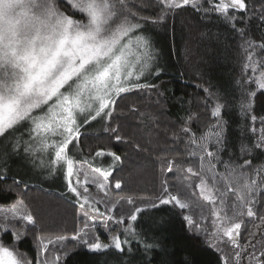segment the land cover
<instances>
[{
    "label": "snow or ice",
    "instance_id": "1",
    "mask_svg": "<svg viewBox=\"0 0 264 264\" xmlns=\"http://www.w3.org/2000/svg\"><path fill=\"white\" fill-rule=\"evenodd\" d=\"M189 6L222 18L241 38L245 62L238 105L249 121L246 135L224 159L225 104L209 94L206 107L214 100L209 127L199 135L189 126L181 128L188 163L179 187L165 179L154 200L139 205L132 197L113 201L110 188L121 189L122 181L113 185L110 178L122 157L100 149L94 156L111 157L112 163L96 165L91 157L77 159L72 150L82 128L97 120L110 124L122 96L156 88L150 80L158 79L163 69L147 26L163 24L171 12ZM149 8L152 15H145ZM254 17L264 23V0L259 9L248 0H0V142L8 141L11 151L22 152L33 166L39 157V166L49 174L62 170L81 218L71 236H36L37 253L28 259L18 248L37 218L19 195L11 200L0 195V264H71L85 249L93 256L124 253L130 250L128 237L140 235V214L160 205L182 211L188 231L194 237L203 234L204 243L218 253L216 264H264V242L257 250L255 232L248 231L252 239L241 243L246 221L258 220L253 228L264 231L259 211L264 208V118L257 127L258 117L252 114L257 94L264 96V59L257 56V50L264 52V37L249 35L247 25ZM105 131L115 134L117 142L124 139L118 127ZM164 163L173 173L177 162ZM6 179L7 169H0V181ZM125 200L131 207L118 214ZM111 225L123 229L102 242L99 230L115 232ZM152 247L144 242L146 251Z\"/></svg>",
    "mask_w": 264,
    "mask_h": 264
},
{
    "label": "trees",
    "instance_id": "2",
    "mask_svg": "<svg viewBox=\"0 0 264 264\" xmlns=\"http://www.w3.org/2000/svg\"><path fill=\"white\" fill-rule=\"evenodd\" d=\"M139 3V0H136ZM250 6L260 7V0H248ZM149 8L145 15H152ZM250 15L251 10H250ZM152 40L158 48V64L163 69L160 77H152L150 82L156 88L149 91L125 94L117 101L116 111L109 123L101 120L99 124H90L82 128V135L75 151L77 159L93 158L96 165L108 166L111 157L96 158L95 152L103 149L113 151L122 157L123 163L116 166L113 177L122 181V188H110L114 200L120 197H132L139 205L141 201H151L159 194L161 181L167 179L170 185L178 187L183 180L182 169L187 166L185 142L186 137L181 128L189 126L193 133L199 135L211 123L210 111L213 101L206 107L209 94L219 97L225 104L223 119L228 122V154L235 151L240 139L246 135L248 125L243 113L239 110L241 96L242 69L245 53L241 48V38L232 27L216 15L205 16L194 11L190 6L171 12L163 24H149ZM237 27H243L237 25ZM251 37H264V23L253 18L247 25ZM155 48V47H154ZM258 58L264 59V52L257 50ZM250 74V73H249ZM245 87L254 88L255 85ZM208 91L205 92L204 90ZM259 119L264 118V96L259 93L255 99L252 112ZM191 117V121H189ZM119 128L118 134L124 139L115 140V134L105 128ZM140 147L137 148L136 146ZM166 160H175L173 173H168ZM14 180H21L19 186ZM26 185V187H25ZM41 180L17 178L7 174V179L0 181V189L11 187L0 195L9 200L17 195L34 212L37 224L28 232L26 239L19 245L18 251L32 259L37 253L35 237L41 234L71 236L74 229L81 226L77 215V202L67 189L56 190L45 187ZM126 201V200H125ZM125 201L118 205L122 214L131 206ZM125 206V207H124ZM264 214V208L259 209ZM186 214V213H184ZM253 223L246 221L242 229L241 243L252 239L248 231L256 233V249L264 242V231H257ZM31 227V226H30ZM115 232L99 230L102 242H108L110 235L121 232L123 225H111ZM210 227V226H208ZM137 237H128L130 250L118 253L86 254L87 250L75 257L71 264H216L217 255L204 243V235L194 237L188 231L182 219V211L173 205H160L141 213L136 222ZM9 238L5 237L7 241ZM153 247L145 250L144 242ZM72 247L71 244L68 245ZM127 247V246H126Z\"/></svg>",
    "mask_w": 264,
    "mask_h": 264
},
{
    "label": "rangeland",
    "instance_id": "3",
    "mask_svg": "<svg viewBox=\"0 0 264 264\" xmlns=\"http://www.w3.org/2000/svg\"><path fill=\"white\" fill-rule=\"evenodd\" d=\"M153 45L157 50V52L159 53L158 51L159 47L157 48V45H155L154 42ZM99 123H101V120L92 122V124H96V125ZM23 131L24 130L21 129L19 132L15 133V135L17 137H20ZM24 138L27 139L26 136ZM72 151L73 154L75 153V151L79 152L78 146L74 148ZM0 169H7V174H12L20 179L28 178V179H34V181L41 180L43 183L46 184L45 187H49V188L52 187L53 189L56 190H62L66 188V183L63 177L62 170L57 171L54 175L49 174L46 168H41L39 166V157L37 158L36 166H33V163L30 161V159L25 157L22 152L19 154L13 153L11 149L8 147V141L0 142ZM111 200L115 201L113 198H111ZM125 205L128 206L127 203H125ZM101 230L103 231L104 229ZM50 251H53V249H50ZM244 264H246V262H244Z\"/></svg>",
    "mask_w": 264,
    "mask_h": 264
}]
</instances>
